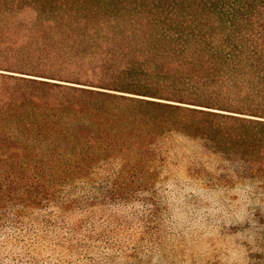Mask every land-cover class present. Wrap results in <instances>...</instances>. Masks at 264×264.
<instances>
[{
    "label": "trees",
    "instance_id": "16d2710c",
    "mask_svg": "<svg viewBox=\"0 0 264 264\" xmlns=\"http://www.w3.org/2000/svg\"><path fill=\"white\" fill-rule=\"evenodd\" d=\"M250 182L264 0H0V264L167 258Z\"/></svg>",
    "mask_w": 264,
    "mask_h": 264
},
{
    "label": "rangeland",
    "instance_id": "374dc122",
    "mask_svg": "<svg viewBox=\"0 0 264 264\" xmlns=\"http://www.w3.org/2000/svg\"><path fill=\"white\" fill-rule=\"evenodd\" d=\"M191 206L186 229L175 231L167 258H133L141 264H264V189L250 182L239 191L217 192ZM193 219V220H192ZM238 226L236 234L230 229ZM173 246V243H172ZM171 247V246H169Z\"/></svg>",
    "mask_w": 264,
    "mask_h": 264
}]
</instances>
